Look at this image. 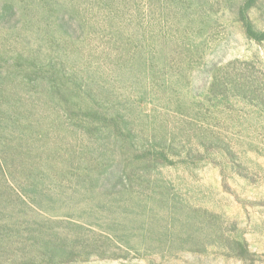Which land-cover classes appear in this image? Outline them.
<instances>
[{"label": "rangeland", "instance_id": "374dc122", "mask_svg": "<svg viewBox=\"0 0 264 264\" xmlns=\"http://www.w3.org/2000/svg\"><path fill=\"white\" fill-rule=\"evenodd\" d=\"M246 6L0 0V264H264Z\"/></svg>", "mask_w": 264, "mask_h": 264}, {"label": "trees", "instance_id": "16d2710c", "mask_svg": "<svg viewBox=\"0 0 264 264\" xmlns=\"http://www.w3.org/2000/svg\"><path fill=\"white\" fill-rule=\"evenodd\" d=\"M248 6H246L245 8H242L241 11H240V18H241V20L243 22V25H244L245 29H246V33L251 38H254V39H257V40H264V30L258 31L255 28L252 19L248 15V8H249ZM6 168L8 169V165L6 163H4L2 157L0 156V171L2 172V175L5 178H6V175H7ZM0 190H2L1 187H0ZM3 209H5V208H3ZM3 209L0 208V211L3 210Z\"/></svg>", "mask_w": 264, "mask_h": 264}]
</instances>
